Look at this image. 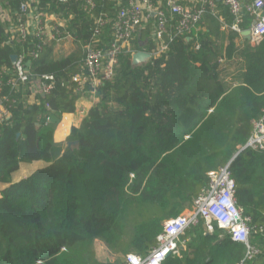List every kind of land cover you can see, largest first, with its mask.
<instances>
[{
    "label": "trees",
    "instance_id": "1",
    "mask_svg": "<svg viewBox=\"0 0 264 264\" xmlns=\"http://www.w3.org/2000/svg\"><path fill=\"white\" fill-rule=\"evenodd\" d=\"M24 1L3 0L12 22H0V81L11 100V116L0 125V184L6 186L0 192V264H98L96 240L113 256L145 257L162 223L191 208L207 174L229 163L236 205L255 229L250 242L264 251V151L240 152L264 116V40L237 47V36L205 15L187 37L169 43L166 54L133 66V52L156 50L151 18L116 57L111 80L96 89L97 102L71 129L66 142L77 146L66 148L54 142V131L89 94L88 88L76 92L71 76L81 69L95 20L107 16L97 37L105 47L126 0H92L89 12L85 0H37V11L62 21L75 46L69 56L57 57V44L47 43L37 59L28 55L29 46L10 38ZM217 8L230 25L227 8L219 2ZM251 21L247 17L242 29ZM13 55L24 56L31 76L16 90L6 86L16 78ZM236 57L241 64L231 86L220 75V60L231 64ZM44 75L54 77L52 90L27 105L32 79ZM35 161L46 167L11 183L20 163ZM212 229L208 233L203 221L190 227L180 238L179 256L163 264L240 263L245 248L215 224ZM246 264H264V254Z\"/></svg>",
    "mask_w": 264,
    "mask_h": 264
},
{
    "label": "built area",
    "instance_id": "2",
    "mask_svg": "<svg viewBox=\"0 0 264 264\" xmlns=\"http://www.w3.org/2000/svg\"><path fill=\"white\" fill-rule=\"evenodd\" d=\"M232 17V23L226 24L219 16L217 0H191V6L182 5L180 0H126L120 7L112 23L111 37L105 47L98 46L97 37L108 23L107 16L101 14L96 20V29L89 41L83 47V60L79 73L71 76V83L76 92L88 88L89 94L96 96V89L103 82L111 80L116 57L124 51L129 42L139 34L140 30L151 18L156 19V27L151 38L157 47L150 55L158 57L166 54L169 43L178 37L185 38L202 21L205 15H210L220 22V30L224 33H234L242 41V33L246 31L241 25L247 17L251 18L249 37L254 46L264 40V0H221ZM37 0H25L19 7V24L9 29L10 38H18L19 42L30 47L29 56L37 59L47 43L60 44L70 39L63 34L62 24L49 23V17L37 11L34 6ZM85 11L94 8L92 0H85ZM29 40H36L29 42ZM198 48V47H197ZM133 52L132 54H134ZM24 56L17 57L15 67L16 78L9 80L6 86L16 90L18 84H26L31 76L24 69ZM149 59V60H150ZM220 63H223L220 60ZM2 72H0L1 76ZM30 84L33 94L46 96L53 88L52 75L32 79ZM10 98L2 94L0 81V125L7 122L11 116L9 110ZM47 107V106H46ZM48 120V119H47ZM246 148L264 151V116L253 123V132ZM229 164L207 174L208 184L202 188L193 200L191 208L176 218L164 222L161 232L156 237V246L145 257L130 254L124 257L123 264H163L169 256H179L183 242L180 238L186 230L203 221L208 233L212 232L215 224L229 237L230 241L245 248L244 259L238 264H246L263 256L261 247L250 242V236L255 232L249 226L250 218L243 215L235 202V187L231 178ZM262 232V229H259Z\"/></svg>",
    "mask_w": 264,
    "mask_h": 264
},
{
    "label": "crops",
    "instance_id": "3",
    "mask_svg": "<svg viewBox=\"0 0 264 264\" xmlns=\"http://www.w3.org/2000/svg\"><path fill=\"white\" fill-rule=\"evenodd\" d=\"M217 2L221 3V5H223L221 0H217ZM180 3L182 5H186V6L192 5L191 0H180ZM218 10H219V15H220L221 9L218 8ZM220 18H221V20L224 21L222 16H220ZM1 21H3V22L6 21L9 24L12 22L9 12L7 10H5L3 7V0H0V22ZM48 22L49 23L56 22V23L64 25V23L62 21H60L54 17H49ZM225 34L227 35L228 33H225ZM242 42H243V40L240 41L239 39H236V46L242 47ZM60 44L61 45L65 44L67 46V47L65 46L66 47L65 54L61 57L69 56L75 49V46L73 45L72 40H70V39H65ZM60 44H57V47L55 48V55L57 57L59 56V53L61 51V50L58 51ZM237 68H239V66ZM234 74L235 73H232L228 77H224V78L222 77V79H224V81L227 85H231V86L236 85L237 82L235 81ZM36 99H37L36 95L31 93L29 96H27V98L25 99V102L27 105H32V104L36 103ZM96 102H97L96 97L91 95V94H87L86 96L79 99V101L76 104L75 113L67 114V115L65 114L62 116L60 123L57 125V127L54 131V135H53L54 142L57 144H64L66 146V144H67L66 140H67V137L69 136V134L71 132V129L72 128H78L80 126V124H81L83 118L86 116L88 110ZM44 167H46V165L41 161H35V162L29 163V164L20 163L18 170L10 176V181H11V183H17L20 180L30 176L35 171L42 169ZM5 187H6L5 185L0 184V192Z\"/></svg>",
    "mask_w": 264,
    "mask_h": 264
},
{
    "label": "rangeland",
    "instance_id": "4",
    "mask_svg": "<svg viewBox=\"0 0 264 264\" xmlns=\"http://www.w3.org/2000/svg\"><path fill=\"white\" fill-rule=\"evenodd\" d=\"M252 47H256L254 45H252L251 43H249ZM65 44H60V47L58 48V51H60L59 56L61 57L65 54ZM241 62H239V57H236L235 60L232 62V64L227 63L225 61H223V63H221V68H220V75L222 77H228L230 74L234 73L235 70L237 69L238 65H240ZM73 148V147H72ZM188 208L185 207V209L182 211L181 214H183ZM165 222V221H164ZM162 223V227L163 224ZM213 232V231H212ZM210 232V233H212ZM93 249L95 252V258L96 261L98 262V264H120L121 261L124 259L120 256H113L109 253V251L106 249V247L104 246V244L100 241H95L93 243Z\"/></svg>",
    "mask_w": 264,
    "mask_h": 264
},
{
    "label": "water",
    "instance_id": "5",
    "mask_svg": "<svg viewBox=\"0 0 264 264\" xmlns=\"http://www.w3.org/2000/svg\"><path fill=\"white\" fill-rule=\"evenodd\" d=\"M242 39L243 41L249 42L250 41V37H249V31L246 30L242 33ZM150 59V55L146 52L143 51H139V52H135L134 54H132L131 56V63L133 66H137L143 63L148 62ZM10 61L12 65L16 64L17 61V57L15 55L10 57ZM17 137H19V135H17ZM77 143L76 142H68L66 144V148H72V147H76ZM241 152V151H240ZM239 153H237L235 155V157L238 155ZM234 157V158H235Z\"/></svg>",
    "mask_w": 264,
    "mask_h": 264
}]
</instances>
